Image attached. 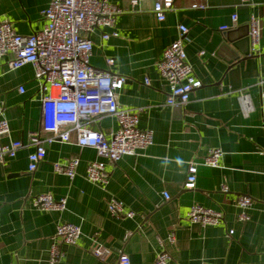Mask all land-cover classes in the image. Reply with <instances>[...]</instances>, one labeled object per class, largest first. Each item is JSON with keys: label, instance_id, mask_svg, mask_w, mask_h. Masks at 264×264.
Segmentation results:
<instances>
[{"label": "crops", "instance_id": "obj_1", "mask_svg": "<svg viewBox=\"0 0 264 264\" xmlns=\"http://www.w3.org/2000/svg\"><path fill=\"white\" fill-rule=\"evenodd\" d=\"M156 1L161 0H108L121 13L113 28L95 29L89 36V64L125 78L120 107L142 109L139 128L153 133L151 147L116 164L105 162V187L86 180L85 169L97 157L94 150L78 147L74 134L69 143L47 145L44 160L36 171L28 172L27 157L40 129L39 83L31 65L11 71L7 63L13 56L0 58L3 114L10 139L24 145L15 158L0 165V264H47L51 239L61 223L79 226L81 237L76 245L59 246L63 253L59 264H120L121 255L129 264H154L160 251L168 254L167 264H264V0H250L252 6L241 0H199L202 10L192 9L189 0H173L163 22L152 12ZM49 2L0 0V22H9L20 35L41 31L42 11ZM233 13L238 17L234 25ZM251 14L260 18V41L254 52L249 47V56L241 58L234 73L224 44L240 46L247 41ZM181 25L187 29V62L201 87L191 92L185 107L175 109L165 105L167 87L156 65L179 37ZM224 25L229 29L220 31ZM103 34L110 37L103 39ZM245 47L247 42L240 50ZM106 59H113V65L108 66ZM241 93L248 94L254 106L247 116L237 100ZM92 128L109 138L117 122L104 117ZM210 149L223 153L219 167L198 166L196 188L184 190L189 163H200ZM74 158L79 164L72 180L53 171L54 164ZM222 186L227 193H222ZM42 194L66 198V209L33 208L31 197ZM239 195L253 201L245 224L236 221L233 203ZM110 198L122 202L133 217L110 216ZM192 205L221 211L222 224L206 228L191 224L186 213ZM229 230L234 231L232 236ZM170 232L172 244L167 240ZM98 246L110 251L103 261L91 254Z\"/></svg>", "mask_w": 264, "mask_h": 264}, {"label": "built area", "instance_id": "obj_2", "mask_svg": "<svg viewBox=\"0 0 264 264\" xmlns=\"http://www.w3.org/2000/svg\"><path fill=\"white\" fill-rule=\"evenodd\" d=\"M192 9H204L199 0H189ZM252 6L250 0H241ZM173 9V0L156 1L152 12L158 22L165 20L166 14ZM121 13L117 6L108 0H50L48 7L42 11L45 25L41 31L31 35L16 33L7 21L0 22V58L12 55L7 63L9 70L14 71L25 65L34 69V78L39 83L41 120L40 129L34 139L33 152L28 155V172L36 171L38 165L46 156V146L53 142H71L75 135V144L80 148L95 151L97 160L90 162L85 169L88 182L101 187L108 184L106 164H116L123 157L135 156L153 145V133L139 128V114L142 109L127 110L118 103L119 92L122 90L125 78L113 75L109 71L93 68L89 64L92 55L90 34L99 28H113L116 16ZM237 14L230 16L234 25ZM248 42L252 52L260 41V18L251 14L248 19ZM224 25L220 31H227ZM179 37L162 53L156 68L159 77L167 87L165 105L170 108L182 109L189 102L193 90L201 87L187 62L184 41L187 29L178 27ZM116 36V33H111ZM110 35L103 34V39ZM113 59H106V64L112 66ZM150 85L148 79L144 80ZM20 93L24 90L19 88ZM264 100V93L261 94ZM241 112L249 115L254 106L246 93L238 98ZM104 117H113L117 129L107 138L102 132L92 127L99 124ZM41 135H45L42 137ZM3 139L7 141L1 142ZM21 141L10 139L8 121L3 114V102L0 95V165L6 160L16 157L23 148ZM223 153L220 149H210L200 163L191 162L188 165L183 189L192 191L196 188L197 168L204 166L218 168ZM78 159H71L64 164H54L53 171L72 180L76 175ZM222 193H227L226 186L221 187ZM165 199L169 195L164 193ZM66 198L55 200L49 194L31 197L30 205L42 212H63L66 209ZM237 209L236 221L245 224L250 220V210L253 205L251 198L239 195L234 200ZM107 211L114 218L133 217L132 212L125 211L123 203L110 198ZM187 220L201 228L221 225L224 219L221 211L208 209L200 205H192L186 213ZM234 234L228 231V236ZM81 237V229L77 225L61 223L56 226L48 250L47 264H59L63 253L59 246L76 245ZM169 243H174L173 233L167 235ZM91 254L103 261L110 251L101 246L91 250ZM120 264H129L126 255L120 256ZM169 256L160 251L154 264H167Z\"/></svg>", "mask_w": 264, "mask_h": 264}, {"label": "water", "instance_id": "obj_3", "mask_svg": "<svg viewBox=\"0 0 264 264\" xmlns=\"http://www.w3.org/2000/svg\"><path fill=\"white\" fill-rule=\"evenodd\" d=\"M246 39V38H245ZM247 42V47H245V49L240 50V46L243 47V43ZM246 42H241L238 46L236 44H224V49L225 51H227L228 55H229V65L233 67L231 72H237L239 69V64L238 62H240L241 58H246L249 56V42H248V37H247V41ZM246 45V44H245Z\"/></svg>", "mask_w": 264, "mask_h": 264}]
</instances>
